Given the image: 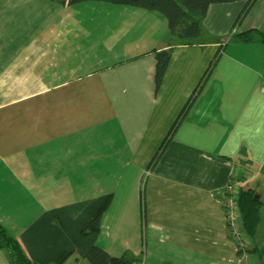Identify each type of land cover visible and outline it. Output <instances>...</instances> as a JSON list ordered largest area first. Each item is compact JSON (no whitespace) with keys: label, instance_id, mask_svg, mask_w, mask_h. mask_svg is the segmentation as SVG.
I'll list each match as a JSON object with an SVG mask.
<instances>
[{"label":"crops","instance_id":"obj_1","mask_svg":"<svg viewBox=\"0 0 264 264\" xmlns=\"http://www.w3.org/2000/svg\"><path fill=\"white\" fill-rule=\"evenodd\" d=\"M55 4L0 0V224L26 251L21 239L46 212L74 220L82 206L66 207L110 194L94 243L111 256L237 261L224 189L230 180L253 189L262 218L264 43L229 34L264 32V0L234 26L241 0L211 4L205 32L190 42L171 35L160 12L124 4L95 3L58 35ZM164 49L170 59L156 89ZM243 236L248 251L264 245ZM244 254L240 264H261ZM0 264H10L4 249ZM60 264L91 263L72 253Z\"/></svg>","mask_w":264,"mask_h":264},{"label":"trees","instance_id":"obj_2","mask_svg":"<svg viewBox=\"0 0 264 264\" xmlns=\"http://www.w3.org/2000/svg\"><path fill=\"white\" fill-rule=\"evenodd\" d=\"M59 5L67 6L86 1H102L114 4H124L139 7L141 9L157 11L167 19L168 30L178 41L190 42L192 39L200 37L204 32L202 20L205 17L211 4L228 3L238 0H50ZM243 5L233 23L242 21L250 7L257 0H241ZM232 29V28H231ZM257 37L264 43V32L257 29H248L243 32L233 34L232 39L241 42H251ZM170 59V49H164L156 53L155 63V84L156 89L160 86ZM201 86L199 84L198 88ZM197 90V89H196ZM196 90L192 92L182 114L178 116L166 138L161 143L158 151L152 158L151 167L161 155L163 148L173 136L175 127L179 119L187 111L193 100ZM225 190V201L227 190ZM111 200V195L106 194L91 201L80 202L66 207L71 213L76 208L82 206V213L76 219L62 218L59 220L57 211L46 212L44 216L38 218L29 227H34L37 231L30 232L28 238L23 237L22 242L26 251L15 238L0 224V249L7 252L10 264H60L66 256L78 253L86 257L91 264H133L137 259L130 252H123L119 256H111L105 250L98 247L94 241L96 239L102 212L107 208ZM236 202L239 210V222L243 233L248 237H253L256 227L260 221L261 201L255 196L251 188L243 189L238 186ZM68 213V214H71ZM57 218V222H54ZM232 236V235H231ZM244 237V236H243ZM239 256L244 252L256 253L264 264V245L253 246L249 251L240 242L235 241Z\"/></svg>","mask_w":264,"mask_h":264},{"label":"rangeland","instance_id":"obj_3","mask_svg":"<svg viewBox=\"0 0 264 264\" xmlns=\"http://www.w3.org/2000/svg\"><path fill=\"white\" fill-rule=\"evenodd\" d=\"M51 2V1H50ZM243 2V1H242ZM114 4V3H109V2H102V1H86V2H81V3H76L73 5H67L63 7L62 5L55 4V32L58 35H62V31L67 29V25L69 26L68 28L75 27L74 23L75 21L80 20L81 18L86 15V13L91 10L93 4ZM58 10H63L64 14L62 15L61 11ZM62 16V17H61ZM62 18L64 20V25L62 22ZM51 19L50 13H49V21ZM74 31V30H73ZM235 34V31L233 28L230 30L229 38H231ZM227 185V184H226ZM226 188V186H225ZM261 215L262 218L260 219L257 227H256V233L255 237L259 240H261L264 243V206L261 208ZM252 264V263H250Z\"/></svg>","mask_w":264,"mask_h":264},{"label":"built area","instance_id":"obj_4","mask_svg":"<svg viewBox=\"0 0 264 264\" xmlns=\"http://www.w3.org/2000/svg\"><path fill=\"white\" fill-rule=\"evenodd\" d=\"M237 189L238 186L236 185L235 180H230L226 185L227 190V199L225 203V214H226V226L230 231L232 237L235 241L240 242V245L243 244V231L241 224L239 222V210L238 205L236 202L237 198ZM239 218V219H238ZM238 249V248H237ZM247 259V255L242 253V256L235 262L231 264H240L244 260Z\"/></svg>","mask_w":264,"mask_h":264}]
</instances>
